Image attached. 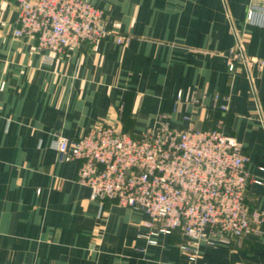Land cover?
I'll list each match as a JSON object with an SVG mask.
<instances>
[{"label": "crops", "instance_id": "1", "mask_svg": "<svg viewBox=\"0 0 264 264\" xmlns=\"http://www.w3.org/2000/svg\"><path fill=\"white\" fill-rule=\"evenodd\" d=\"M86 1L111 34L45 63L32 37L11 35L16 1L0 0V264H264V27L245 21L264 0ZM236 43L245 62L230 73ZM178 90L198 102L172 111ZM214 93L227 95V111L210 106ZM184 115L193 128L220 122L261 180L244 193L263 213L261 233L200 244L193 262L178 230L148 244L141 211L90 199L77 162H57L50 147L56 133L71 140L99 124L135 137L157 116L182 130Z\"/></svg>", "mask_w": 264, "mask_h": 264}, {"label": "built area", "instance_id": "2", "mask_svg": "<svg viewBox=\"0 0 264 264\" xmlns=\"http://www.w3.org/2000/svg\"><path fill=\"white\" fill-rule=\"evenodd\" d=\"M15 25L11 35L29 36L41 61L60 55L80 43L93 44L111 34L103 9L86 0H15ZM248 24L264 27V3L250 5ZM128 36H115L123 44ZM227 69L245 62L238 43L228 50ZM185 94V93H184ZM211 107L227 111V95L214 93ZM181 90L175 94L172 111L187 103L196 104ZM204 117H207V112ZM175 130L157 116L154 123L137 136L99 124L75 139L54 134L50 147L57 162H77L75 182L89 189V198L108 199L118 205L141 211L148 244L158 233L178 230L183 236L179 252L188 262L199 253L200 244L236 245L248 233L260 234L263 213L245 202L249 180L247 156L234 137L224 134L219 123L200 129L190 125ZM264 171V167H259Z\"/></svg>", "mask_w": 264, "mask_h": 264}]
</instances>
